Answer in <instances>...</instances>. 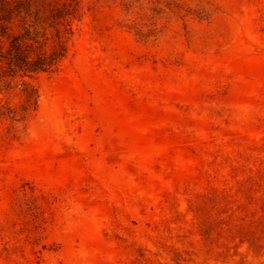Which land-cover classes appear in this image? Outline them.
Returning a JSON list of instances; mask_svg holds the SVG:
<instances>
[{"label":"rangeland","instance_id":"374dc122","mask_svg":"<svg viewBox=\"0 0 264 264\" xmlns=\"http://www.w3.org/2000/svg\"><path fill=\"white\" fill-rule=\"evenodd\" d=\"M55 1L53 72L0 45V264H264V0Z\"/></svg>","mask_w":264,"mask_h":264},{"label":"trees","instance_id":"16d2710c","mask_svg":"<svg viewBox=\"0 0 264 264\" xmlns=\"http://www.w3.org/2000/svg\"><path fill=\"white\" fill-rule=\"evenodd\" d=\"M72 16L66 4L55 0H0V45L9 40L23 76L53 72L67 53V35L73 32ZM52 28L56 29V39L49 52L46 45Z\"/></svg>","mask_w":264,"mask_h":264}]
</instances>
